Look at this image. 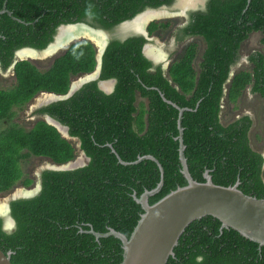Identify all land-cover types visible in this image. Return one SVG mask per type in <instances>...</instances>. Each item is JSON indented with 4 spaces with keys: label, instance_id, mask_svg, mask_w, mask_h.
Masks as SVG:
<instances>
[{
    "label": "trees",
    "instance_id": "16d2710c",
    "mask_svg": "<svg viewBox=\"0 0 264 264\" xmlns=\"http://www.w3.org/2000/svg\"><path fill=\"white\" fill-rule=\"evenodd\" d=\"M174 2L0 0V9L6 4L12 12L0 15V66L6 71L21 48L45 49L60 25L85 22L112 31L148 8L171 7ZM172 26L171 19H155L147 29L152 37ZM253 32H261L263 49L251 52L247 57L251 67L237 70L228 82L242 58V43ZM178 34L179 40L202 38L201 53L199 41L190 42L166 71L162 62L146 56L145 45L150 41L145 36L111 38L98 79L37 110L66 125L90 161L70 170L45 168L36 195L10 201L16 226L5 230L0 217V248L13 251V264L122 263L120 239H97L84 230L93 227L107 232L112 227L129 237L143 213L133 194L140 196L155 188L160 169L151 159L123 164L117 154L129 162L151 154L162 164L164 184L149 198L150 203L187 184L176 139L179 110L161 93L191 108L184 112L182 126L193 178L205 181L204 172L209 169L214 183L228 186L240 179L244 193L264 198V155L254 148L250 134L254 119L248 113L227 123L221 119L225 96L233 108L247 87L264 96V0H207L205 9L190 13ZM96 66L97 49L88 39L69 44L46 71L30 60L17 61L14 86L0 88V121L11 118L15 107L40 92L66 94L73 77L90 73ZM102 80H115L111 92L99 86ZM31 155L61 164L75 159L77 150L44 119L30 129L13 125L0 131V192L23 178L21 161ZM33 181L25 178L22 184L29 186ZM174 252L167 264H264V245L260 247L235 229L221 230V221L210 215L189 224Z\"/></svg>",
    "mask_w": 264,
    "mask_h": 264
},
{
    "label": "water",
    "instance_id": "95a60500",
    "mask_svg": "<svg viewBox=\"0 0 264 264\" xmlns=\"http://www.w3.org/2000/svg\"><path fill=\"white\" fill-rule=\"evenodd\" d=\"M181 11L186 13V10L191 8L192 4L189 1L179 0L177 4ZM176 7H168L166 5L159 8H148L143 12L137 14L135 17L129 20H125L120 23L121 29H123V34L120 36L122 40L128 38L132 35H143L149 41L153 40L148 32V25L151 21L155 20L157 17H153L146 22H144L141 29L134 27V20L138 17L148 13L150 11L165 10L162 16L166 14H172L176 12H181L176 10L172 11ZM3 13H8L12 15V12L7 9L6 4L0 9V15ZM159 16V17H162ZM175 16V15H174ZM170 17V16H169ZM79 26L84 29L89 30L90 32L101 33L104 37L103 45L99 46L91 38L84 35H70L64 41H60L55 51L68 46L72 42L80 39L90 40L97 48V66L94 71L86 73L79 81L71 83L70 89L66 94H57L49 93L52 95L51 102L61 99H66L70 97L76 90H78L84 83L91 80L99 78L102 65V56L103 53L111 39L109 32L102 28L93 27L85 22H76L70 24H63L58 27L57 35L53 42H51L44 50L39 51L34 48L25 47L18 50V56L22 50H30L37 54V56H43V53H48L54 45L58 43V37L62 29ZM149 43L145 45V54L147 57L151 58L155 63L159 61L152 58L150 53L147 52ZM54 51V50H52ZM149 51V49H148ZM27 59L24 56H19L15 63L19 60ZM14 63V65H15ZM169 66V65H168ZM168 66H164V69L167 71ZM235 67L232 69L230 74V79L235 74ZM107 81H100V87L106 92H111L114 88L115 80H109L108 82L112 83L109 89H105L104 85ZM227 82V84H228ZM226 84V85H227ZM227 92V88L225 89ZM162 98L174 105L179 110V116L177 120V126L179 134L176 137L179 141V159L181 163V172L185 177L187 184L183 186H178L177 188L171 190L169 193L161 197L154 203H150L149 198L156 193H158L163 184H164V168L159 160L151 154L141 155L135 161L129 162L121 159L117 154L118 159L123 164H134L138 163L143 159L154 160L160 169V180L158 185L149 190L146 189L140 196L133 194L135 200L142 206L143 213L138 220L137 225L130 234L126 236L124 233L109 227L107 232H98L91 227L89 230H84L88 233L95 235L97 239L101 237L114 236L121 240L123 247V260L121 264H167V261L170 256L175 255L174 248L178 244L181 235L184 233L185 229L189 226L194 220L200 219L205 216H213L221 221V230L224 228H232L238 231L244 237L259 243L260 247L264 245V198H259L254 195H249L244 193L240 188V179L232 185H219L213 182L212 175L210 170L207 169L204 172L205 181H198L193 178L190 173L187 158L185 156L186 145L183 138L182 118L185 111L190 110L189 107H181L175 102L167 99L163 93H161ZM226 96L223 98L225 101ZM238 115L237 117H239ZM49 124L54 125L62 134L63 137L71 140L76 139L78 141V148L80 154L84 157L83 161L78 162V159L70 160L66 163H54L51 166H47L48 169L54 170H70L78 167H82L90 161L85 152L81 149L80 140L76 137H72L68 133V127L63 125L61 122L46 115L43 118ZM61 128H64L65 131H62ZM112 146L111 144H109ZM116 153V151L113 149ZM264 155V152H263ZM41 189V183L38 185V189L35 192H27L24 194H15L6 202V211L0 213V217L5 219L4 228L7 231H12L16 222L10 213V201L22 198V197H32L36 195ZM13 251L8 250L4 252L0 248V264H13L11 262V255Z\"/></svg>",
    "mask_w": 264,
    "mask_h": 264
},
{
    "label": "rangeland",
    "instance_id": "374dc122",
    "mask_svg": "<svg viewBox=\"0 0 264 264\" xmlns=\"http://www.w3.org/2000/svg\"><path fill=\"white\" fill-rule=\"evenodd\" d=\"M159 11L164 12L165 10ZM156 19H171L173 21V26L169 30L157 32L152 36L153 40L149 42V48H147V52L150 53V51H152L150 55L153 59L162 62L164 66H168L173 60L181 56L185 46L190 42H193L194 40L199 41V48L201 53L205 44L203 39L200 37H184L181 38L179 42L176 41V29H178V27L184 26V24L187 22L185 12L181 11L172 14L168 13ZM261 37V32H253L250 34L249 38L242 43V58L240 62L235 66L236 71L251 67V64L247 60V57L254 50L263 49V45L260 42ZM65 48L66 46L59 49L57 53H53L48 56H39L36 57L37 59H28L32 60V62L35 63L41 71H46L51 66L54 57H56V55L58 54H61L65 50ZM157 56L161 58L159 59ZM82 77L83 76L73 77L72 83L79 81V79H81ZM14 84L15 77L13 76L12 71L0 73V88H11L14 86ZM111 85L112 83L107 81L105 82L104 88L109 89ZM41 97L44 96L38 95L35 98L36 100L34 99L30 103H27L23 106L15 107L13 110L14 114L11 118H6L0 121V131L5 130L13 125H19L26 129H30L35 121L33 116L31 115V108L32 106L37 104L38 99ZM138 99L140 100L142 98L138 97ZM144 100L146 101V99ZM244 113H250L254 119V125L250 132L252 145L254 146V148L260 150L261 152H264V96H261L258 93H252L250 87H247L243 91V94L239 98L237 108H233V104H229V102L226 100L223 102L221 119L224 123H227L235 119L238 115H242ZM70 141L76 147L77 155L75 159H78L79 157H81L78 148V141L76 139H71ZM52 164L53 162L50 159L34 155L23 159L21 161V165L24 171L23 178L10 189L0 192V204H6L7 200H9L13 195L17 194L19 190L25 189L22 185V181L25 178H32L34 180L33 183L36 182L40 171L47 166H51ZM31 186L26 187V190L24 191H31V189H33L31 188Z\"/></svg>",
    "mask_w": 264,
    "mask_h": 264
},
{
    "label": "flooded vegetation",
    "instance_id": "af4514ba",
    "mask_svg": "<svg viewBox=\"0 0 264 264\" xmlns=\"http://www.w3.org/2000/svg\"><path fill=\"white\" fill-rule=\"evenodd\" d=\"M206 1L207 0H191V1H189V2H191V4H192V6H191V8H189L188 10H186V19H187V22H188V20H189V15H190V13L192 12V11H196V10H201V9H205V6H206ZM179 3V0H175V2L173 3V7H176V9H173L172 11L174 12H176V10H178V11H180V8H179V6L177 5ZM187 22L185 23V24H187ZM184 24V25H185ZM183 26H181V27H178V29H176V32H175V35H176V41H180L179 39H178V33H179V29L180 28H182ZM109 32V35H110V37L111 38H114V37H118V38H120V36L123 34V29H121L120 28V26H117L116 28H114V30H112V31H108ZM58 33V32H57ZM57 33H56V35H57ZM56 35H55V37H56ZM55 37H54V39H55ZM67 47V46H66ZM96 47V46H95ZM242 47V46H241ZM25 48V47H24ZM29 48H32V47H29ZM22 49V48H21ZM35 49V48H34ZM97 49V48H96ZM20 50V49H19ZM38 50V49H37ZM42 50H44V49H42ZM42 50H39V51H42ZM57 51H58V49L56 50V51H52L51 53H43V56H48V55H51V54H53V53H57ZM18 50L15 52V55H14V61H13V63L8 67V69L6 70V71H3L2 70V68H1V66H0V73H6L7 71H12V73H13V76H14V63H15V61H16V59L20 56H18ZM36 54V53H35ZM242 54V53H241ZM37 55V54H36ZM59 55V54H58ZM58 55H56V57L58 56ZM42 56V57H43ZM25 57V56H24ZM36 57H39V56H36ZM36 57H30V56H26V58H27V60H29V59H37ZM29 58V59H28ZM54 59H55V57H54ZM54 59H53V61H54ZM31 62H32V60H30ZM33 63V62H32ZM53 63V62H52ZM35 64V63H34ZM36 65V64H35ZM52 65V64H51ZM37 66V65H36ZM38 67V66H37ZM51 67V66H50ZM49 67V68H50ZM85 74H83V75H80L79 77H81V76H84ZM80 80V79H79ZM72 83V82H71ZM100 86V85H99ZM38 95H41V96H44V97H41L42 98V100H39L38 99V102H37V104L36 105H34V106H32V108H31V115L33 116V118H34V123L38 120V119H43V118H45V116L46 115H48V114H43V113H39L37 110L39 109V108H41V107H43L44 105H47V104H49V103H51V96H50V94L49 93H47V92H40V93H38L32 100H34ZM50 96V97H49ZM31 100V101H32ZM36 100V99H35ZM30 101V102H31ZM40 101V102H39ZM30 102H28V103H30ZM53 102V101H52ZM248 114H250V113H248ZM251 115V114H250ZM252 116V115H251ZM253 118V117H252ZM33 123V124H34ZM33 126V125H32ZM66 126V125H65ZM76 158V157H75ZM45 168H47V167H45ZM45 168H43V169H45ZM42 169V170H43ZM41 170V171H42ZM41 171H40V173H41ZM40 173H39V176H38V179L36 180V182H34V183H32L31 185H33V186H31V185H29V186H31V188H33V189H31V191H29V192H35L37 189H38V185H39V183H41V178H40ZM23 185V184H22ZM29 186H24L23 185V187L25 188L24 190H26V187H29ZM22 190V189H21ZM19 190L18 191V193L19 194H23V192H26V191H24V190ZM17 193V194H18ZM5 220V219H4ZM5 224V223H4Z\"/></svg>",
    "mask_w": 264,
    "mask_h": 264
},
{
    "label": "bare ground",
    "instance_id": "6f19581e",
    "mask_svg": "<svg viewBox=\"0 0 264 264\" xmlns=\"http://www.w3.org/2000/svg\"><path fill=\"white\" fill-rule=\"evenodd\" d=\"M163 14H164L163 12H157V11H155V12L150 11L148 13H145L144 15H142V16H140V17H138L137 19L134 20V27L137 28V29H141V27L143 26L144 22H146L147 20H149V19H151L153 17L162 16ZM72 34L79 35V36L80 35L81 36L84 35L86 37L91 38L99 46L103 45L104 37L102 36L101 33L90 32L89 30L84 29L83 27H79V26L76 25V26H71V27H67V28L62 29V31L60 32L59 37H58V43L56 45H54V47L48 53H51L52 50L55 51V48H57V46L60 43V41H64L65 39H67ZM150 53H152V51H150ZM19 55L20 56H25V57L26 56L36 57L37 56L33 51L26 50V49L20 51ZM50 96L52 97V95H50ZM39 100H42V98H40ZM61 130L65 131L64 128H61ZM83 159H84V157L81 155V157H79V159H78V162H80V161L82 162ZM27 192H29V191L23 192V194L27 193ZM5 211H6V205L5 204H0V213H4Z\"/></svg>",
    "mask_w": 264,
    "mask_h": 264
},
{
    "label": "clouds",
    "instance_id": "9594fccd",
    "mask_svg": "<svg viewBox=\"0 0 264 264\" xmlns=\"http://www.w3.org/2000/svg\"><path fill=\"white\" fill-rule=\"evenodd\" d=\"M245 114V113H244Z\"/></svg>",
    "mask_w": 264,
    "mask_h": 264
}]
</instances>
